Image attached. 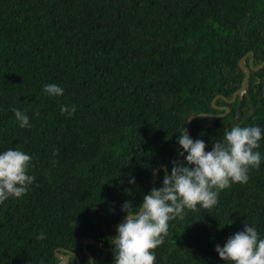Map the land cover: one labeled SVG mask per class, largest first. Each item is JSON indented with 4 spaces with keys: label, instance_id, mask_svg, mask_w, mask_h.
I'll use <instances>...</instances> for the list:
<instances>
[{
    "label": "trees",
    "instance_id": "1",
    "mask_svg": "<svg viewBox=\"0 0 264 264\" xmlns=\"http://www.w3.org/2000/svg\"><path fill=\"white\" fill-rule=\"evenodd\" d=\"M247 50L264 59V0H0V152L31 157L35 181L27 193L0 203V264H114L109 237L181 157L185 118L230 98ZM249 55L243 60L247 64ZM62 96H48L45 84ZM247 92L223 115H198L189 136L206 151L232 126L264 132V65L250 70ZM240 99V118L234 124ZM76 106L71 115L60 107ZM29 117L21 128L12 107ZM239 121V120H238ZM261 163L245 184L219 192L210 209H185L169 222L155 264H229L215 246L245 223L264 239V138ZM54 150L58 154L54 155ZM181 163H186L182 161ZM134 178L135 183H130ZM43 232L44 239H37ZM75 254V255H74Z\"/></svg>",
    "mask_w": 264,
    "mask_h": 264
},
{
    "label": "clouds",
    "instance_id": "2",
    "mask_svg": "<svg viewBox=\"0 0 264 264\" xmlns=\"http://www.w3.org/2000/svg\"><path fill=\"white\" fill-rule=\"evenodd\" d=\"M48 96H62L64 89L57 84L43 85ZM15 119L21 128L31 127L29 117L22 110L12 107ZM76 106L60 107L61 114L71 116ZM178 144L186 163L172 161L170 172L163 177L162 186L154 187L143 196L142 203L133 211L131 201H125L121 210L126 213L116 227V235L109 237L114 242V264H155V249L168 236L169 222L183 219L185 209L197 211V205L210 209L217 205L219 192L233 183L245 184L249 180L250 169L261 163V153L256 151L264 132L258 126H232L225 130L223 139L213 143L211 151H206L203 140L192 139L187 130L179 131ZM54 155L58 150H54ZM31 157L19 148L0 152V203L10 197L19 199L35 181L29 175ZM130 183H135L131 178ZM38 234L37 239H44ZM222 261L229 264H264V239L257 230L245 223L242 231L227 238L224 245L215 246ZM89 264H96L92 258Z\"/></svg>",
    "mask_w": 264,
    "mask_h": 264
},
{
    "label": "water",
    "instance_id": "3",
    "mask_svg": "<svg viewBox=\"0 0 264 264\" xmlns=\"http://www.w3.org/2000/svg\"><path fill=\"white\" fill-rule=\"evenodd\" d=\"M248 57V60H247V64H244L243 63V60L247 57ZM252 58H253V54H252V51L251 50H247L245 51L239 58L238 60V65L239 67L243 70V75L241 77V81H240V84L239 86L233 91L232 95L230 98H225L224 96H222L220 93H217L213 96V98L211 99V103H212V106L214 107H218V108H224V111H221V112H215V113H211V112H205V111H200V112H197V113H192L190 115H188L185 120H184V128L187 130V133L189 135V129H188V122L189 120H191L192 118L198 116V115H210V116H217V115H223L226 113V111L228 110V107L226 104H219V105H216L213 103V100L216 98V97H222L225 101L227 102H230L232 101L235 96L240 93V92H247L246 90V84H247V77H248V74L250 72V70H256L258 68H260L262 65H264V59L261 60L259 63L253 65L252 64ZM239 103H240V99H238L237 101V104H236V114L234 116V119H233V122L234 124H239V123H242L245 118H247L248 116H250L252 113H253V110H254V107L252 106V104H250V111L247 115H245L244 117H241L240 118V110H239ZM239 120V121H238ZM178 161L181 163L182 161H185L184 160V157H181L178 159ZM158 167H164L163 165L161 164H156L153 168V173H152V176L150 178V186H151V189L154 188V179L156 177V172H157V168ZM142 203V202H141ZM86 241H93L95 242V240L91 237H87V238H84L82 239V246H83V249L85 251V253L88 255L89 257V262L90 260L92 259V256L91 254L84 248V245H85V242ZM114 242H109L107 246H101L99 243H96L100 248H102L103 250H108L110 249V247L112 246ZM64 252H61V253H57L56 254L59 256V260L57 262V264H65L67 259H68V254L69 253H73L70 249L68 248H63V247H60ZM75 255V254H74ZM78 264V262H77Z\"/></svg>",
    "mask_w": 264,
    "mask_h": 264
}]
</instances>
